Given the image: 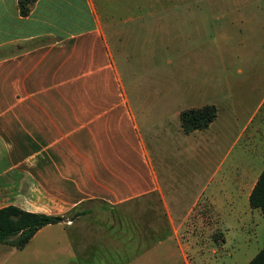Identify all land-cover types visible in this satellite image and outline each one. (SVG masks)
Masks as SVG:
<instances>
[{
  "label": "crops",
  "instance_id": "1",
  "mask_svg": "<svg viewBox=\"0 0 264 264\" xmlns=\"http://www.w3.org/2000/svg\"><path fill=\"white\" fill-rule=\"evenodd\" d=\"M18 4L0 0V50L15 49L0 59V209L16 206L66 216L37 231L25 247L47 231L65 232L76 255L87 257L85 263L105 264L97 254L111 250L117 229L106 231L104 242L93 235L80 240L79 231L88 229L82 216L91 210L78 209L97 202L129 212L158 197L170 210L147 138L157 136L165 121L177 120V133H183L181 112L230 95L232 80L215 66L208 47L188 55L191 66L157 65L152 74L126 80L117 57L129 62L131 42L140 37L130 36L125 26L137 21L143 31L148 0H35L27 17L21 16ZM244 29L241 41L250 43L233 55L243 64L238 74L248 71L236 83L235 100L229 103L232 114H217L207 129L184 132L189 152L203 147L207 153L202 167L210 162L214 166L215 152L230 144L231 150L244 137L251 149L244 147L241 153L259 159L245 167L228 164L221 176L226 162L219 161L190 207V213H198L199 201L207 206L216 199L227 227L239 231L245 216L261 213L250 207L249 197L264 170V51L257 47L264 28L258 19H245ZM140 60L144 63L145 56L140 54ZM142 71L150 72L148 67Z\"/></svg>",
  "mask_w": 264,
  "mask_h": 264
},
{
  "label": "rangeland",
  "instance_id": "2",
  "mask_svg": "<svg viewBox=\"0 0 264 264\" xmlns=\"http://www.w3.org/2000/svg\"><path fill=\"white\" fill-rule=\"evenodd\" d=\"M148 1L149 6L142 12L146 18L143 31L137 26V21L125 26L130 36L138 35L140 41L132 40L134 54H131L129 62L123 61L119 55L117 57L124 78L133 80L152 74L157 65L168 69L191 66L188 55L195 51L204 52L208 47L213 51L215 66L222 68L223 76L229 81L231 79L233 84L230 95L214 99L208 105H215L218 115L228 113L226 116H230L229 103L235 100L236 83L248 71L244 68L245 73L238 74L237 70L243 68V64L238 63L233 54L239 48L244 50L243 45L250 43L241 41L246 34L245 19H258L264 28V0H252L248 4L241 0H158L160 5L154 8L151 3H157V0ZM129 16L127 13L122 18ZM254 41L251 38V44ZM257 47L264 51V31L259 36ZM14 51L3 49L0 53L8 56ZM140 54L145 56L142 64ZM145 67L150 72H143ZM126 69H131V73ZM177 122H163L162 129L155 132L159 136L147 138L154 164L164 182L170 210L158 197L148 206L138 204L135 211L129 212L104 208L97 202H87L78 209L91 210L82 216L89 230L79 231L77 236L80 240L93 235L99 242H104L106 231L117 229L111 250L102 249L97 254L103 263L246 264L263 247L264 218L259 211L245 216L246 221L240 231L227 227L226 218L221 215V203L216 199L214 205L208 203L207 206L204 200L199 201L198 213H190L195 198L201 195L206 180L212 176L219 161L225 158L226 163L218 176L229 170L228 164L245 167L249 161L257 163L259 159H247L241 153L246 137L231 150V144L221 147L222 150L215 152L211 159L214 166L210 162L206 168L199 163L207 153L203 147L197 148L200 151H188L184 131L177 133ZM257 122L258 117L252 122V129ZM253 152L258 156V151ZM173 196L179 202L173 200ZM175 202L179 204L176 212ZM48 232L38 235L23 250L0 244V264H87V257L83 253L76 255L65 232Z\"/></svg>",
  "mask_w": 264,
  "mask_h": 264
},
{
  "label": "trees",
  "instance_id": "3",
  "mask_svg": "<svg viewBox=\"0 0 264 264\" xmlns=\"http://www.w3.org/2000/svg\"><path fill=\"white\" fill-rule=\"evenodd\" d=\"M34 2L35 0H19L21 16L27 17L30 14ZM3 58L5 55L0 53V59ZM216 117L217 107L206 105L201 108L184 110L179 119L183 131L189 134L207 129ZM249 204L253 209H260L264 218V170L250 194ZM65 219L66 216L29 213L16 206L0 209V244L23 249L41 228L61 223ZM248 264H264V242L262 249Z\"/></svg>",
  "mask_w": 264,
  "mask_h": 264
},
{
  "label": "built area",
  "instance_id": "4",
  "mask_svg": "<svg viewBox=\"0 0 264 264\" xmlns=\"http://www.w3.org/2000/svg\"><path fill=\"white\" fill-rule=\"evenodd\" d=\"M68 224H71V222H68Z\"/></svg>",
  "mask_w": 264,
  "mask_h": 264
}]
</instances>
